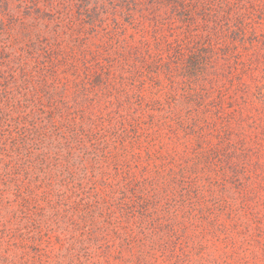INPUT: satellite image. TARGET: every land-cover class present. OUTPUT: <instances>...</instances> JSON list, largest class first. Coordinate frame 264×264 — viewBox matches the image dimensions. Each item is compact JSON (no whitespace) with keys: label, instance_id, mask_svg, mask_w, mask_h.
Instances as JSON below:
<instances>
[{"label":"trees","instance_id":"obj_1","mask_svg":"<svg viewBox=\"0 0 264 264\" xmlns=\"http://www.w3.org/2000/svg\"><path fill=\"white\" fill-rule=\"evenodd\" d=\"M18 1L0 264H264V0Z\"/></svg>","mask_w":264,"mask_h":264},{"label":"rangeland","instance_id":"obj_2","mask_svg":"<svg viewBox=\"0 0 264 264\" xmlns=\"http://www.w3.org/2000/svg\"><path fill=\"white\" fill-rule=\"evenodd\" d=\"M6 7V9L11 13V17L7 18V17H2L1 15V11H3V7ZM2 8V9H1ZM20 3L18 0H6V3H4V0H0V28L2 27L3 24L7 25V27L9 28H14L18 25V19H24V13L21 12L20 10ZM1 22H3V24H1ZM8 34L4 33V35L2 37H0V44L2 42H4L7 38ZM53 246L55 248H57L56 245V240H53ZM212 249V248H211ZM209 261L206 262L205 264H229L228 261L223 262L224 258L220 257L219 254H214L210 251L209 253ZM250 264H262L261 262H254V263H250Z\"/></svg>","mask_w":264,"mask_h":264}]
</instances>
